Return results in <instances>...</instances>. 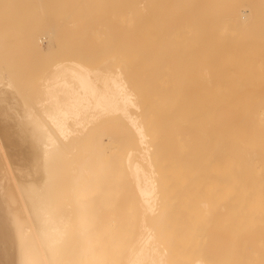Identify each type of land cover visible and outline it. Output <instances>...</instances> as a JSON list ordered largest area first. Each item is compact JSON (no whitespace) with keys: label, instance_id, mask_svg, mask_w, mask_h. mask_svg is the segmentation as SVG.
<instances>
[{"label":"bare ground","instance_id":"bare-ground-1","mask_svg":"<svg viewBox=\"0 0 264 264\" xmlns=\"http://www.w3.org/2000/svg\"><path fill=\"white\" fill-rule=\"evenodd\" d=\"M260 14H264V0H0V84L5 86L3 89L0 85V163H5L0 164V174L4 175L0 176L2 264H212L202 258L188 259L184 249L186 243L183 242L185 235L181 237L185 228L181 233L179 229L181 239L177 240L173 234L171 209L167 210L161 203L165 199L160 198L162 190L157 179L162 174L165 160L161 159L165 153L161 158L160 151L165 150L169 142L166 141L165 149L159 144L162 149L159 150L157 139L160 136L152 137L147 121L144 122L145 116L142 119L140 112L145 109L142 103L148 104L149 108V99L158 103L157 108L151 105L159 112L156 114L163 112V115L164 108L168 116L169 111L175 112L171 113L169 120L166 113L165 118H152L155 120L151 119V114L147 115L151 120L148 124L154 126L168 127L171 116L172 120L180 117L178 112L181 115L179 122L184 121L182 110L190 114L189 118L194 122L188 121L192 125L201 117L204 122L209 117L217 120V124L211 122L212 119L207 120L217 126V133H213L217 137L210 132L214 130L211 123L204 124L201 120L200 124L196 123L200 128L203 125L212 128L208 129L210 134L205 126L202 127L209 139L199 127V131L194 126L193 129L204 137L199 139L197 134L200 133L194 132L199 144L208 139L201 155L209 151L208 156L213 157L205 155L206 158L214 160L215 156L217 159L215 175L222 182V203L230 207L220 210L224 211V216L226 214L225 218L228 215L233 217L227 218L232 220L231 225L224 219L226 223L222 221L224 224L219 228L222 262L264 264V32L259 33L264 30V18ZM44 46L61 49V52L65 48H88L96 52L97 48L108 46L106 52L102 48L104 53H100L120 51L118 56L122 53L123 57H117L118 60L111 57L107 62L103 55L106 62L100 67L107 65L105 69L84 64L94 50L86 51L91 55H86L83 63L78 60L82 56L77 60L69 57L66 61L61 57L63 61L58 60L60 62L53 65L52 71H47L49 74L39 81L40 89L35 97L31 94L35 90L30 89L32 86L28 88V84L24 87L20 84L27 81L23 82L25 78H20L19 71L13 73L21 66L13 69V65L18 66L17 58L13 56L36 54ZM109 47L113 52L108 50ZM77 51H73L76 56L80 55ZM31 56L33 58V54ZM40 58L36 60L42 64ZM89 60L93 62L92 58ZM53 61L56 60L49 62ZM109 64L114 68L108 67ZM11 86L20 91L17 92L27 104H35L23 110L27 114L20 113L21 101L15 99L18 93L11 92L13 97L5 91ZM36 86L37 83L33 87L37 89ZM28 94L33 96H30L31 101ZM200 99L209 101V105L204 101L207 108L216 104L214 116L207 108L202 109L204 104L201 100L200 105ZM192 103L198 104L197 107L200 105L199 109L201 107L212 116L207 113V117L204 112L205 116L201 114L199 119H192L191 115H198L193 114L197 108ZM155 111L152 110V114ZM215 114L217 118H214ZM106 117H120L123 130H129L131 137L135 138L136 142L130 138L135 144L132 147L129 144L127 150L121 149V154L116 145L117 155L108 154L103 140L105 132L99 130L100 133L94 135L98 131L95 128L92 132L100 119ZM158 118L160 121L163 118L161 123L168 124L164 126ZM187 119L185 124L189 125ZM176 121L174 125L177 127L184 124ZM185 124L182 128L187 126ZM102 126L105 129L108 125ZM154 126L151 128H155L156 134L158 130L164 135L169 132L170 142L180 138L178 146L174 142L175 150L172 144L168 145L175 152L173 158L180 155L183 159L191 142L192 145L196 143L192 138L194 130L188 135L190 130L183 129L189 139L187 142L186 138L183 145L182 137L173 139L176 134L183 136V131L178 133L179 128L174 130L171 141L173 127H168L170 130L165 134L164 128ZM116 131L119 129H115V134ZM124 134L126 132L121 136ZM168 135L165 138L161 135V138L165 140ZM212 136L217 140L216 148L210 141ZM162 139L158 140L163 144ZM209 142L213 145L212 150L216 149V155L206 148H212ZM199 144L193 146L194 151L191 145L189 151L197 150L195 153H198V147H202ZM167 150L163 152L167 153ZM193 152L192 156L199 157L200 152L197 156ZM171 154L165 158L174 153ZM205 156L202 159H206ZM180 157H177L178 162ZM194 157H187L191 162L184 159L189 165L193 164L188 169L195 165L194 169L203 171V167L196 168L202 165L205 176H211L210 169L206 174V167L211 162H203L204 165L200 159V163L196 162L200 166H196L192 163ZM171 160L170 165L176 164L175 159L173 164ZM9 163H14L13 171ZM181 163L183 167V160ZM187 163H184L183 170L187 169ZM175 170H180L177 173L182 177L184 171L181 172L180 167ZM190 171L193 174L195 170ZM190 173H183L184 178L185 174L191 176ZM8 177L12 178L11 188L5 186ZM230 200L232 206L227 203Z\"/></svg>","mask_w":264,"mask_h":264},{"label":"rangeland","instance_id":"rangeland-1","mask_svg":"<svg viewBox=\"0 0 264 264\" xmlns=\"http://www.w3.org/2000/svg\"><path fill=\"white\" fill-rule=\"evenodd\" d=\"M259 3V2H258ZM260 9H262V8H260ZM262 10H259L258 12H261ZM261 15V14H260ZM261 16H263V18H264V14H262ZM260 16V17H261ZM253 18H255V17H253ZM262 18V17H261ZM264 20V19H263ZM256 31H257V29H256ZM262 31L264 32V30H260L259 31V33L261 32L262 33ZM254 32H255V29H254ZM253 32V33H254ZM258 32V31H257ZM87 39V40H86ZM85 40L86 41H88L89 42V39L88 38H86ZM91 40V39H90ZM104 40V39H103ZM93 42V41H92ZM101 42V41H100ZM99 43V42H98ZM107 47L108 46H104V48H103V46L102 47H99V48H97V50H96V52L97 51H99V52H95V49H90V50H88V48H86L89 52H92V50H94L92 53H94L96 56L94 57V54L92 55V57H89V59H93V62L91 61V60H86V59H84L85 57L87 58V56H90L91 55V53H88V52H86L87 50H85V49H76V50H78L77 52L78 53H80V55L78 54L77 56H76V54L77 53H75L76 52V50H75V48L73 49V48H65V49H62L63 51L61 52L60 50H58V49H56V48H52V49H47V47H45L44 46V48H42L43 49V51H41V50H39L38 51V53H40V54H38L37 53V51H36V54L33 52V53H29V54H23V53H20V54H16L15 56H13V57H16L17 58V64H18V66L16 65H13V69H15V67L17 68V67H19L20 65V68L19 69H21V70H23L22 72H21V70H19L18 68H17V70L15 69V70H13L12 68L10 69V70H13V73H18L17 71H19V75L21 76L20 78L21 79H23V78H25V80H23V82L24 81H27V82H25V83H22V82H20V84L22 85L23 84V87H24V85L25 84H28V86L30 85V86H34L35 87V84L37 83V89L36 88H30V86L28 87L27 85L25 86L26 87V90H28V88H30L31 90L33 89H35L34 91H36V93L34 92V91H31V94L33 95L34 94V96L35 97H37L38 95V93L39 92H37V90L38 89H40V87H39V81L41 80V78H43V76L45 75H47V74H49L51 71H52V69H53V65H55L57 62H60V61H63V58H61V57H64V61H66V60H69V57H71L70 59L71 60H77L78 58H80V56H82L80 59H78V60H80L81 62H82V60L84 61V60H86V62L88 61V63H86V62H84V64L85 65H90V66H88V67H90V68H94V69H98V67H100V65H102L103 63H105L106 61L108 62L109 61V59L111 58V57H113V58H115L116 57V59L118 60V58H119V56H120V58H122L123 57V54L122 53H120V55L118 56V53L120 52H117V53H114L113 51H112V49L113 48H111V47H109L108 48V50H110L111 49V51L113 52V54L111 53V52H108L107 51V53H105V54H101L100 52H102L104 49V52H106V49H107ZM103 48V49H102ZM67 49V50H66ZM101 49H102V51H101ZM58 50V51H57ZM66 52H65V51ZM68 50L70 51L71 50V52H68ZM85 50V51H84ZM48 51V52H47ZM55 51V52H54ZM73 51H75L74 53L75 54H73ZM115 52H116V50H114ZM59 52V53H58ZM65 52V53H64ZM69 54H68V53ZM85 52V53H84ZM104 52H102V53H104ZM46 53H47V55H46ZM52 54L53 56H51V55H49V54ZM65 54V56H64V54ZM67 53V54H66ZM88 53V54H87ZM99 53L101 54V56L99 55ZM108 53H109V55H108ZM110 53L112 54V56L110 55ZM31 54H33V58H31L32 56H31ZM44 54V55H43ZM83 54V55H82ZM106 54H107V56H106ZM114 54H116V55H114ZM122 54V55H121ZM28 55H30V57L28 56ZM36 55V56H35ZM87 55V56H86ZM97 55H99V56H97ZM105 56V59H106V61H105V59H103V57ZM18 56H20V57H18ZM46 56V58H43V57H45ZM50 56V57H49ZM60 56V57H59ZM73 56V57H72ZM84 56V57H83ZM122 56V57H121ZM124 56H126V55H124ZM11 59L13 58L12 56H9ZM34 57H36V59L37 58H40V60H41V62H43L42 64L41 63H39V62H37L38 60H36ZM54 57V58H53ZM56 57H59V59L58 58H56ZM66 57V58H65ZM77 57V58H76ZM97 57V58H96ZM99 57H101L102 58V60H101V58H99ZM118 57V58H117ZM25 58H28V59H25ZM75 58V59H74ZM26 61V65L27 66H25V61ZM32 60V61H34L33 59H35L36 60V64H39V66L41 67V65L43 66V67H39V66H37L36 64H35V61L34 62H30V60ZM44 59H46V60H44ZM62 59V60H61ZM95 59V60H94ZM52 60H56V61H53V62H49V61H52ZM58 60H60V61H58ZM100 60V61H99ZM120 60V59H119ZM22 61H23V63H22ZM29 61V62H28ZM46 61V62H45ZM48 61V62H47ZM90 61V62H89ZM121 61V60H120ZM55 62V63H54ZM32 63V64H31ZM45 63H47V64H45ZM83 63V62H82ZM91 63H93V65L91 64ZM29 64H30V69L28 68L29 67ZM41 64V65H40ZM49 64H51V65H49ZM35 65V66H34ZM46 66V69L44 68L45 66ZM48 65V66H47ZM95 65V66H94ZM111 64H109V66L108 67H110L111 69H113L114 67L111 65ZM23 66H25L26 67V69H25V67H24V69H22L23 68ZM31 66H34V67H31ZM94 66V67H93ZM97 66V67H96ZM9 68H10V66H8ZM47 67H50V68H47ZM107 67V65L106 66H104V68H102V67H100V69H105ZM113 67V68H112ZM32 68V69H31ZM35 68V69H34ZM45 70H44V69ZM30 70V72H29V70ZM49 69V70H48ZM51 69V70H50ZM9 70V71H10ZM34 70V72H36V73H34V72H31V71H33ZM15 71V72H14ZM25 71H28L27 73H25ZM42 71V72H41ZM47 71L49 72V73H47ZM11 72V71H10ZM21 72V73H20ZM24 72V73H23ZM12 73V72H11ZM35 75L36 74V76H33V74ZM38 73H40V76L38 75ZM44 73H46V74H44ZM26 75L27 74V76H23V75ZM28 74H30V75H32L31 77L30 76H28ZM23 76V77H22ZM44 76V77H45ZM29 77H30V79L33 77V79H31L32 80V82L30 81V79H29ZM39 77V78H38ZM34 78H36V79H38V81L35 79V82H34ZM20 79V80H21ZM1 81V80H0ZM2 82H5L4 80H2ZM30 82L32 83V84H34V85H32V84H30ZM0 85H2V83L0 84ZM4 85V84H3ZM1 86L3 89H5V86ZM28 87V88H27ZM39 87V88H38ZM1 88V89H2ZM6 88H7V86H6ZM10 89H11V91H10V89L9 90H5V91H7L9 94H11L12 95V93H15V94H17L18 92H20L19 90H17V88L15 89L13 86H11V87H9ZM14 88V89H13ZM19 89H20V87H19ZM23 89V90H22ZM21 90L23 91V93L25 92V90H24V88H22ZM14 91V92H13ZM18 91V92H17ZM21 91V92H22ZM12 92V93H11ZM28 93H30V92H28ZM27 94V93H26ZM26 94H25V96H26ZM19 95V93L17 94V96L15 95V99L17 100H19V108H21V110H22V112H20V113H25V114H27L26 112H23V110L24 109H28V107L30 106V104H27L22 98H24V97H21L20 95V97L18 96ZM23 95V94H22ZM29 95V94H28ZM27 95V96H28ZM13 97H14V95H12ZM31 95H29V98H30V100L29 101H31L32 100V98L31 97H33V96H31ZM26 98V97H25ZM35 99L36 98H34V102H35ZM27 100H28V98H27ZM150 100L151 99H149L148 101V103H151V105L154 107H156V105L158 104L156 101H153L154 103L156 102V104L155 105H153V102H152V100H151V102H150ZM201 100L202 99H200V105L202 104L201 103ZM198 101V104H199V99L198 100H196V102ZM203 101V104H204V101L206 102L207 100H202ZM196 102H194V103H196ZM212 102V101H211ZM29 103V102H28ZM146 103H147V101H146ZM182 103V102H181ZM194 103H192L194 106H196V108L197 109H195V108H193V106H192V108L193 109H195L193 112H195V113H193V112H191V113H193V114H198V115H196V116H194L193 117V115H191V117H192V119L193 118H197L198 117V119H199V117H201L200 115L202 114L203 116H205L204 114L206 113V116L207 117H209V113H211L213 116H214V114L213 113H216L215 111H216V109L214 108L213 109V107H215L216 106V104L215 103H212V104H214V106H212V104H211V107L210 108H207V106L209 105V101H207L206 103L208 104H204L203 106H202V109L203 108H207V110L209 111V113L208 112H205L204 110H202L201 109V107H200V109L197 107V105H195ZM3 104H6V103H3ZM22 104V105H21ZM165 104V103H164ZM177 104V103H176ZM26 105V106H25ZM144 105V107H145V109L143 108V110H145V111H143L142 110V112H143V114H142V112H140V114H141V116H142V119H143V116H145L144 117V122L145 121H147L146 122V125H147V128L149 129V131H150V129H151V131H150V133H151V135H152V137H154V135H156V137L158 136H160L158 139H162L161 137L162 136H164L163 138H165L168 134H169V132H168V130H170V129H167L168 127H170L169 125H171V124H173L170 128L172 129V127H173V131L174 130H176V128H179L178 129V133H180V131H181V133H182V131H183V136H182V134H179V135H177L176 134V137L175 138H173V139H176L177 138V136H179V137H182V140H183V142H182V144L184 143V140H186V138H187V142H189V139H188V137L187 136H185L186 134H184V133H186L187 131L185 130H183V129H186L187 128V130H190V132L188 131L187 132V134L189 133V134H191V131L192 130H196V128L197 127H199L198 125L200 124V120L201 121H203L202 120V117H201V119H199V121L198 122H196V120H195V123H193V125H192V123H190L188 120H191V118H189L190 117V114L188 115V114H186L183 110L181 111L183 114H184V117H188L189 119H187V121H188V124L189 125H192L191 127H190V129L188 128L189 127V125H187V123L185 124V118L184 117H182L183 119L182 120H184V121H181V122H179V120L181 119V115H180V112H178L179 114H177V112H176V114L177 115H179L180 117H176L177 119H175V118H173V120L175 119V120H177L176 122H178V123H180V124H183L182 122H184V124L185 125H187V126H185V128H182L183 127V125H179L180 127H181V129H180V127L178 126H176V125H174V124H176L173 120H172V116L170 117V121H171V123H170V121H168L169 120V116L171 115V113H175V112H171L170 113V111H169V116L167 115L168 113H166V108H164V109H162L165 113V115H167V118L166 119H168V120H165L164 119V121L166 122H169L170 124H168V123H161V121H163L162 119H161V121L159 120V118H158V121L161 123V124H163L164 126L166 125V124H168V127H167V125L165 126V128L162 126V127H158V126H154L153 124H148V123H151V120H150V118L147 116V115H149V114H151V119L152 118H157L158 116H161V117H164L165 118V116H164V114L162 115V113H161V115L159 114H156V111L153 109V108H151V105L149 106V108H151V110L149 109V108H147V106H148V104H143L142 103V106ZM165 105H167L168 106V103H166ZM182 105V104H181ZM21 106V107H20ZM23 106V107H22ZM31 106H35V104L33 105V104H31ZM37 106V105H36ZM158 106V105H157ZM18 108V109H19ZM23 108V109H22ZM157 108V107H156ZM155 108V109H156ZM171 109V108H170ZM173 109V108H172ZM171 109V110H172ZM179 109V108H178ZM178 109L176 110L175 109V111H178ZM200 110V112H197L196 113V111H199ZM210 109V110H209ZM212 109L214 110V112L212 111ZM25 110V111H26ZM146 110H150V112L153 110V111H155V116H153L154 114H152L153 112H148V111H146ZM159 110V109H158ZM174 110V109H173ZM172 110V111H173ZM206 110V111H207ZM168 111V110H167ZM211 111V112H210ZM158 112V111H157ZM189 112V113H190ZM202 112V113H201ZM205 112V113H204ZM159 113V112H158ZM209 115H208V114ZM145 114V115H144ZM186 114V115H185ZM22 115H24V114H22ZM173 115H175V114H173ZM188 115V116H187ZM212 115H210V116H212ZM217 114H215V117L214 118H217V116H216ZM147 116V117H146ZM176 116V115H175ZM175 116H173V117H175ZM183 116V115H182ZM24 117H26L25 115H24ZM109 118H111V117H109ZM109 118L108 117H106V119H104L103 118V120H102V118L100 119L101 121H104L105 123H101V121H100V123L101 124H103V125H108L109 126V128H107V127H105V129H104V127L102 128L101 127V124L98 122V125H95V127H93L92 128V132L94 133V131H95V129H98V131L96 130L95 132H96V134H94V135H97V133L99 132L100 133V131L101 132H105L104 134H105V137H104V135H103V140L106 142V152L108 153V154H110V155H117V152L119 151L120 152V154H121V149L123 150V149H125L126 148V150L129 148V144L131 145L130 147H132L135 143L134 142H136L135 141V138L134 137H131V132L128 130L127 131V129H126V131H124L123 130V125H122V119L120 118V117H114V119H116V120H114V119H112L111 118V120H109ZM145 118H148V119H145ZM179 118V119H178ZM195 118V119H196ZM210 119H205L206 121V124L208 123V121L207 120H211V122L212 121H214V123L215 124H217V120L215 121V119L213 120V118H211V117H209ZM108 119V120H107ZM203 119H204V117H203ZM25 120H26V118H25ZM28 120H29V118H28ZM28 120H26L27 122H30V120L28 121ZM106 120V121H105ZM118 120H120V121H118ZM152 120H155V119H152ZM157 120V119H156ZM109 121V123H107ZM111 121H114L115 123H111ZM150 121V122H149ZM158 121H155V124H157L158 123ZM173 121V122H172ZM117 122H119V123H117ZM191 122H194V121H192L191 120ZM205 122L203 121V123L205 124ZM211 122H209V123H211ZM153 123V122H152ZM159 123V124H160ZM177 123V124H178ZM196 123H199V124H196ZM203 123H202V125H203ZM208 123V124H209ZM158 124V125H159ZM119 125H122V126H119ZM149 125H152V126H149ZM197 125V126H196ZM212 125H213V123H211L210 124V126L212 127ZM153 126L154 127H158V128H164L163 129V133H165L166 134V132H168V134L167 135H164V134H162V133H160L159 132V130L157 131V134H156V131H154V129H152L153 128ZM193 126H194V129H193ZM201 126V125H200ZM203 126H205V125H203ZM202 126V127H203ZM210 126H208V125H206L205 126V130H208V129H210V130H212V128L210 127ZM214 127H213V129L214 130H212V131H210L211 133H212V135H214V136H216L215 134H213V133H217L216 131V129H217V126L216 125H213ZM215 126H216V129H215ZM98 127V128H97ZM99 127L100 128H102V129H99ZM111 127V128H110ZM152 127V128H151ZM202 127L200 128L201 130H202ZM95 128V129H94ZM117 128V130L119 129V131H120V134H119V131H116V134H115V129ZM120 128H121V130H120ZM175 128V129H174ZM108 129V130H107ZM111 129V130H110ZM161 129V130H162ZM204 129V128H203ZM100 130V131H99ZM105 130H107V131H105ZM123 130V131H122ZM167 130V131H166ZM172 130L170 131V133L172 134L171 136H170V140L171 141H173L172 139H171V137L173 136L174 137V135H175V131H174V133H172ZM193 131V133H192V135H194V132L196 133L197 131ZM197 130H198V128H197ZM205 130H202V134L204 135V137L205 138H208V136L206 137V135L208 134V133H206V131ZM111 131H113V135L111 134L112 132ZM199 131V130H198ZM203 131H205L204 133H203ZM90 132V131H89ZM110 132V133H109ZM124 132H126V134H124L123 136H125V137H123V136H121V134L122 133H124ZM127 132L129 133L128 135H127ZM154 132V133H153ZM160 133V135H159V133ZM177 132V131H176ZM207 132H209V130L207 131ZM209 132V133H210ZM93 133H91V134H93ZM110 135H109V134ZM197 133H200V132H197ZM197 134V135H199L200 137H198L199 139L201 138L202 139V137H203V135L202 134ZM206 133V134H205ZM210 133V134H211ZM107 134V135H106ZM114 134H115V136H114ZM117 134L119 135V136H117ZM174 134V135H173ZM188 134V135H189ZM90 135V134H89ZM99 135V134H98ZM162 135V136H161ZM170 135V134H169ZM169 135H168V137L164 140V139H162V141H163V144L162 143H160L159 141H161V140H158L157 138V141H158V149L160 148L159 147V144H161L162 146V148L163 149H165V147H167L166 149H168L167 151L168 152H170V151H172V152H170V153H174L173 155H172V157H169L168 156V158H165V156L166 155H169L170 153H166V152H163V151H166V149L165 150H163L162 152L160 151V153H161V158H162V156H164L163 154L165 153V156H164V158H162L161 160H167L166 161V163H164V162H162V165H163V170H165V171H163L162 169H161V172L160 173H162L161 174V178L159 177V179H157V184H158V186L160 187V191L162 190V193L160 192V194H162V195H160V198L163 200V199H165V200H163V202L161 201V199H160V201H161V203H163L164 204V206H166V209L168 210H170L171 209V211H169L170 212V216H172V218H173V220H174V222H173V224H172V228H173V230L175 231H173V234H175L174 236L177 238V240H179V239H181V237H184V235H185V238H184V240H183V238H182V240H183V242H185L186 244V246L184 247V249H186V253H188V255H187V257H188V259L189 260H194V259H197V258H202V259H204V260H206L207 262H209V263H212V264H217V263H221L222 262V260H223V251H222V247H221V238H220V233H221V229H219V228H222V226H223V224L224 223H226L225 221H223L224 219L225 220H228L227 218H230V216L228 215V217H226L225 218V216H226V214H225V216L223 215L224 214V211H223V213L221 212V210H223V208L225 209H229L230 207H225L224 206V204L222 203L223 201H222V195H224V194H222L223 193V191H220L222 188H221V186H222V184L220 185V183H222V182H219L218 180H217V176L215 175L216 174V171H215V169H216V167H217V165H216V158H215V156H214V160L212 159H207L206 158V156L208 157V158H212V157H209L208 156V152L207 153H203V155H201V153H202V148L204 147V146H207L206 144H208V139H205V140H207V142H205V140L204 141H202V142H204V143H202L201 142V140H200V142L202 143V145H201V143L199 144L197 141H198V138H197V136H196V134L192 137V135H190L192 138H193V140H195V142L197 143V144H199L200 145V147L201 148H199L198 147V153H195V152H197V150L195 151V152H193L195 149H193V146H194V148H195V144H193L192 145V142H191V145H192V149H193V153H194V155L196 154V156H197V154H199V152H200V155H198L199 157H194V156H192L193 154H192V152L191 151H189V149L190 150H192L191 148H189L188 147V152L190 153V155L189 156H187L189 153L188 152H186V151H184V152H186V154L184 153V152H180L182 155L183 154H185V156H182V158L183 159H181V157H180V155H179V153H178V155L179 156H177V157H180V163H181V161L183 160V162L186 164L188 161H190L191 162V157L193 158L194 157V159H195V161L194 162H192V163H196V162H199L200 163V159H202L205 155V158L207 159V161H206V159H202L201 160V164H204L205 165V163H203V162H211V163H208V165H210L209 167L207 166V164H206V174L208 175V173L207 172H209V169L212 171V173H211V171L209 172L210 174L209 175H211V176H205V167L204 166H202L201 165V167H196V168H201L202 169V167L204 168L203 169V171H201L200 169L199 170H197V169H194L195 167V165L194 166H192L193 167V169H192V167L190 168L191 170H195V171H197V173H201V174H203L204 173V175H201V174H195L196 172L194 171V175L193 174H191L190 172V169H188L189 167H190V165H193V164H191L190 162V165L188 164V165H186V166H188L187 167V169L190 171H186L185 170V168H184V170L182 169L184 166H185V164L183 163V167H182V163H181V166H180V163L178 162V159H177V157L175 156V158H173L174 157V155H175V152L172 150V148H169L170 146H168L169 145V143H170V145H171V147H175L176 145H175V143L177 144V143H179L180 141V138H178L177 140L178 141H173V142H170L168 139H169ZM181 135V136H180ZM209 135V134H208ZM88 136V135H87ZM86 136V139H89L88 137ZM91 136V135H90ZM93 136V135H92ZM100 136V135H99ZM99 136H96V137H99ZM110 136H114V137H110ZM127 136H129V137H127ZM189 136V137H190ZM196 136V137H195ZM202 136V137H201ZM211 136V135H210ZM108 137H110V139L108 138ZM117 137V138H116ZM121 137V138H120ZM185 137V139H183ZM203 137V138H204ZM217 137V136H216ZM215 137V138H216ZM107 138V139H106ZM111 138H113V139H115V140H113V139H111ZM130 138L132 139V140H134V142L132 141L131 142V140H130ZM211 138H213V136L211 137ZM116 139H118V140H116ZM123 141H122V140ZM197 139V140H196ZM203 140V139H202ZM117 143H116V142ZM120 141H121V144H120ZM128 141H130V142H128ZM164 141H165V143H164ZM166 141H168V142H166ZM210 141H212V143H213V145L215 146V148L217 147L216 145H217V140H215L214 138L213 139H211ZM214 141H215V143H214ZM114 142V143H113ZM123 142V143H122ZM126 142H128V144L126 143ZM153 142H154V140H153ZM175 142V143H174ZM124 143H126V144H124ZM166 143H168L167 144V146H165L166 145ZM193 143H194V141H193ZM206 143V144H205ZM111 144V145H110ZM184 144H186V143H184ZM183 144V145H184ZM211 144V142H209V145ZM113 145V146H112ZM118 146V151H117V147H114V146ZM120 145V146H119ZM179 144H177V146H178ZM213 145L211 144L210 145V147L212 146V148L210 149L209 148V146L208 147H206L207 149H209V150H212V149H214L213 148ZM165 146V147H164ZM197 146V145H196ZM124 147V148H123ZM113 148V149H112ZM205 148V149H206ZM169 149H170V151H169ZM196 149H197V147H196ZM159 150H162L161 148L159 149ZM174 150H175V148H174ZM187 150V149H186ZM204 152H206L205 150H203ZM212 151H214V150H212ZM212 151H210V153H212ZM215 151H216V149H215ZM215 151L213 152V154H215L216 155V153H215ZM116 152V153H115ZM209 153V154H210ZM119 154V153H118ZM119 154V155H120ZM211 155V154H210ZM190 158L189 160H188V158ZM203 156V157H202ZM187 158V160H186V158ZM217 157V156H216ZM170 158L171 159H173V160H171L172 161V163L171 164H173L174 162V159L176 160V164L174 163L173 165H170V163H168V162H170ZM199 158V159H198ZM184 159L187 161V162H185L184 161ZM203 160H205V161H203ZM193 161V160H192ZM214 161V163H212ZM41 162V161H40ZM161 163V162H160ZM179 163V165H177ZM1 164V166L2 165H4L5 163H0ZM10 164V166H12V171H13V167H14V163H9ZM39 164H42V162L41 163H39ZM197 164V163H196ZM165 165V166H164ZM170 165V166H169ZM174 165H176L175 166V169H178L179 167H180V169H181V172L182 171H184L183 173H186V172H188V173H190L191 174V176L193 177L194 176V179H191L192 177L191 176H189L190 178H188V176L185 174V178H184V174L182 173V177H181V174L180 173H177V172H180V170L179 171H176L175 169H174ZM41 166V165H40ZM172 166V167H171ZM179 166V167H178ZM196 166H200V164L198 165H196ZM4 168H5V166H3ZM166 168H168V169H166ZM30 169V168H29ZM174 169V170H173ZM159 171H160V169H159ZM172 171H174L173 173H172ZM186 171V172H185ZM199 171V172H198ZM165 172V173H164ZM170 172L172 173V174H170ZM174 173H176V174H174ZM1 174H2V176H1ZM0 174V176L1 177H3L4 175H3V173H1ZM42 174V172L40 173V175ZM170 174V175H169ZM180 174V175H179ZM12 175H13V173H12ZM165 175H167V177H165ZM173 175V176H172ZM177 175H179V177H177ZM200 175V176H199ZM13 176H15V174L13 175ZM195 176H197L196 178H195ZM168 177H169V179H168ZM173 177V178H172ZM174 177H176V178H174ZM6 178V177H5ZM187 178V179H186ZM7 179H9V177L7 178ZM162 179H165V180H162ZM219 179V178H218ZM12 178L11 179H9V182H7V184L5 185L6 187H9V188H11V186H12ZM217 181V182H216ZM3 182V181H2ZM5 183H6V181H5ZM4 183V184H5ZM217 183H219V184H217ZM216 185H220L218 188L216 187ZM163 188V189H162ZM1 192V191H0ZM131 197H132V195H131ZM231 198V197H230ZM229 198V199H230ZM236 199V198H235ZM167 201V202H166ZM164 202H166V203H164ZM232 201L230 200V202L228 201L227 203H230V204H228V205H230V206H232L231 203ZM169 203L171 204V205H169ZM166 204V205H165ZM227 204H226V206H228ZM235 204H233V206H234ZM171 208H170V207ZM223 206V207H222ZM233 208V207H232ZM221 209V210H220ZM225 211H227V210H225ZM176 217V218H175ZM178 219V220H177ZM230 219H233V217L232 218H230ZM177 221V222H176ZM222 221L224 222V223H222ZM232 221V220H231ZM231 221H227V223L228 222H230L229 224L231 225L232 223H231ZM234 221V220H233ZM174 223L176 224V226L174 225ZM180 224V225H179ZM174 226H175V228H174ZM177 226H178V230H177ZM181 228V230H180V233L182 232V230H183V232H185V233H179V229ZM189 228V229H188ZM188 229V230H187ZM176 230L178 231V232H176ZM218 230H220V231H218ZM187 231V232H186ZM177 233V234H176ZM179 235V236H178ZM180 235H181V237H180ZM178 236V237H177ZM220 240V241H219ZM0 249H1V247H0ZM0 252H1V250H0ZM1 259L3 260L4 258L3 257H0V261H1ZM3 263V261H1V263L0 264H2ZM223 264H224V262H222Z\"/></svg>","mask_w":264,"mask_h":264}]
</instances>
